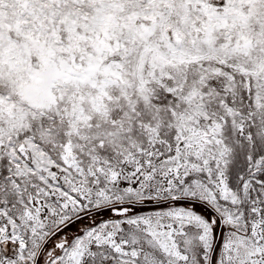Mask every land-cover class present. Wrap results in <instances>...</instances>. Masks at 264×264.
<instances>
[{
  "label": "snow or ice",
  "instance_id": "obj_1",
  "mask_svg": "<svg viewBox=\"0 0 264 264\" xmlns=\"http://www.w3.org/2000/svg\"><path fill=\"white\" fill-rule=\"evenodd\" d=\"M0 264H264V0H0Z\"/></svg>",
  "mask_w": 264,
  "mask_h": 264
},
{
  "label": "rangeland",
  "instance_id": "obj_2",
  "mask_svg": "<svg viewBox=\"0 0 264 264\" xmlns=\"http://www.w3.org/2000/svg\"><path fill=\"white\" fill-rule=\"evenodd\" d=\"M107 214H105V217H106ZM77 229V225H72L69 229H66V231H69V232H75Z\"/></svg>",
  "mask_w": 264,
  "mask_h": 264
}]
</instances>
